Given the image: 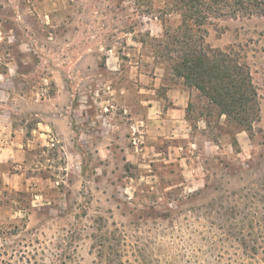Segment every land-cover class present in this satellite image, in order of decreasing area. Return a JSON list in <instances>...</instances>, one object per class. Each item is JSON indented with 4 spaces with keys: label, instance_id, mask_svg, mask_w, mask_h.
Instances as JSON below:
<instances>
[{
    "label": "rangeland",
    "instance_id": "1",
    "mask_svg": "<svg viewBox=\"0 0 264 264\" xmlns=\"http://www.w3.org/2000/svg\"><path fill=\"white\" fill-rule=\"evenodd\" d=\"M167 3L0 0V94L21 151L0 162L4 264H264V17L204 29L251 69L248 130L173 72L176 45L157 47L182 23Z\"/></svg>",
    "mask_w": 264,
    "mask_h": 264
},
{
    "label": "trees",
    "instance_id": "2",
    "mask_svg": "<svg viewBox=\"0 0 264 264\" xmlns=\"http://www.w3.org/2000/svg\"><path fill=\"white\" fill-rule=\"evenodd\" d=\"M168 11L182 18L181 26L171 31L164 27L161 40H154L161 50L174 48L172 60L173 72L185 80L188 86L196 88L203 97L219 109L221 116H226L237 125L250 129L259 121L258 91L254 85L250 67L240 54L232 49L223 51L212 49L206 44L205 26L216 20L227 18L251 19L264 17V0H170ZM170 9V10H169ZM181 38L182 41L179 39ZM173 41V43H171ZM167 42V43H166ZM92 236L97 241V255L101 262L108 259L106 246L109 236L96 229ZM102 231V230H101ZM64 238L65 247L70 246L81 229ZM96 247V246H95ZM108 248V249H107ZM71 258L65 253L58 254L54 261L64 262ZM4 264V260H0Z\"/></svg>",
    "mask_w": 264,
    "mask_h": 264
},
{
    "label": "crops",
    "instance_id": "3",
    "mask_svg": "<svg viewBox=\"0 0 264 264\" xmlns=\"http://www.w3.org/2000/svg\"><path fill=\"white\" fill-rule=\"evenodd\" d=\"M7 101H8V97L5 96L3 91H1V94H0V162H2V159L4 158H8V159L16 158L21 153V151L19 150L17 151L14 148V144L16 142L10 141L8 138L9 123L7 119H8V114H9L8 113L9 105L7 104ZM26 152H27L26 150H23V153H26Z\"/></svg>",
    "mask_w": 264,
    "mask_h": 264
}]
</instances>
